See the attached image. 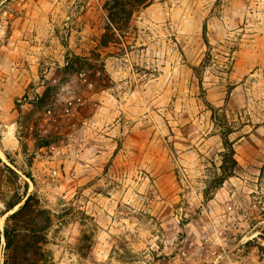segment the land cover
<instances>
[{
	"label": "rangeland",
	"instance_id": "374dc122",
	"mask_svg": "<svg viewBox=\"0 0 264 264\" xmlns=\"http://www.w3.org/2000/svg\"><path fill=\"white\" fill-rule=\"evenodd\" d=\"M106 1L0 0V211L27 181L52 264H264V0H152L127 36Z\"/></svg>",
	"mask_w": 264,
	"mask_h": 264
},
{
	"label": "trees",
	"instance_id": "16d2710c",
	"mask_svg": "<svg viewBox=\"0 0 264 264\" xmlns=\"http://www.w3.org/2000/svg\"><path fill=\"white\" fill-rule=\"evenodd\" d=\"M151 2L152 0H107L104 7L112 25L120 30L122 35L127 36L132 32L130 22L134 13ZM106 28L107 31L103 34L104 43L115 37L113 28L109 25ZM194 70L199 76L200 68L194 67ZM209 106L212 108L213 118L219 119V110L210 104ZM233 131L234 127L231 125L222 131V173L216 177L217 184L232 176L239 165L235 157L234 141L230 139ZM0 172H9L17 181L21 180V174L10 164L3 162L1 157ZM28 189V182L24 180L23 191L16 190L8 199H3L4 208L1 209L0 215H8L3 231L0 232V264H52L53 254L48 237V231L53 224L52 213L42 205L36 194H29ZM17 206H22L23 209L18 214L13 211Z\"/></svg>",
	"mask_w": 264,
	"mask_h": 264
},
{
	"label": "built area",
	"instance_id": "2783aa9c",
	"mask_svg": "<svg viewBox=\"0 0 264 264\" xmlns=\"http://www.w3.org/2000/svg\"><path fill=\"white\" fill-rule=\"evenodd\" d=\"M100 74L101 73L98 70H94L89 67H81L76 73L78 81L75 85H70L69 83L61 85L60 81L57 78L53 79V85L61 86L62 90H65L67 93H71L69 98H67L66 110L77 109L78 106L85 104V102L87 101L86 93L95 91V78ZM62 104V101L58 97H56L54 106L47 108L46 115L53 117V115H55V110ZM47 124L49 125L50 123H48L47 121Z\"/></svg>",
	"mask_w": 264,
	"mask_h": 264
},
{
	"label": "snow or ice",
	"instance_id": "6c2138e0",
	"mask_svg": "<svg viewBox=\"0 0 264 264\" xmlns=\"http://www.w3.org/2000/svg\"><path fill=\"white\" fill-rule=\"evenodd\" d=\"M23 209H22V206H17V207H14L13 208V211L14 212H16L17 214L20 212V211H22Z\"/></svg>",
	"mask_w": 264,
	"mask_h": 264
},
{
	"label": "bare ground",
	"instance_id": "6f19581e",
	"mask_svg": "<svg viewBox=\"0 0 264 264\" xmlns=\"http://www.w3.org/2000/svg\"><path fill=\"white\" fill-rule=\"evenodd\" d=\"M3 156V155H2Z\"/></svg>",
	"mask_w": 264,
	"mask_h": 264
},
{
	"label": "water",
	"instance_id": "95a60500",
	"mask_svg": "<svg viewBox=\"0 0 264 264\" xmlns=\"http://www.w3.org/2000/svg\"><path fill=\"white\" fill-rule=\"evenodd\" d=\"M13 212V211H12Z\"/></svg>",
	"mask_w": 264,
	"mask_h": 264
}]
</instances>
